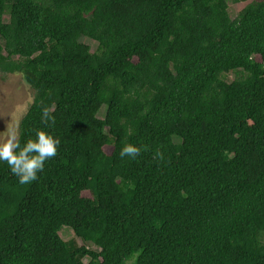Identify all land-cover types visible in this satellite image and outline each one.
I'll use <instances>...</instances> for the list:
<instances>
[{"label": "trees", "instance_id": "1", "mask_svg": "<svg viewBox=\"0 0 264 264\" xmlns=\"http://www.w3.org/2000/svg\"><path fill=\"white\" fill-rule=\"evenodd\" d=\"M0 72L21 147L60 140L31 184L0 161V264H264V0H0Z\"/></svg>", "mask_w": 264, "mask_h": 264}, {"label": "clouds", "instance_id": "2", "mask_svg": "<svg viewBox=\"0 0 264 264\" xmlns=\"http://www.w3.org/2000/svg\"><path fill=\"white\" fill-rule=\"evenodd\" d=\"M52 108L44 107L41 110V122L45 126H54L55 117ZM8 136L0 142V161L7 163L13 175L18 177L21 185H28L38 179V173L44 170L47 161L58 154L60 140L44 130H35V139H29L23 147L19 143L18 134L7 130ZM143 150H147L145 146ZM142 148L132 144H125L119 155L121 159L129 157L135 159L140 155ZM154 158L164 160V154L157 149Z\"/></svg>", "mask_w": 264, "mask_h": 264}, {"label": "rangeland", "instance_id": "3", "mask_svg": "<svg viewBox=\"0 0 264 264\" xmlns=\"http://www.w3.org/2000/svg\"><path fill=\"white\" fill-rule=\"evenodd\" d=\"M258 0H244L236 2L235 0H228V11L232 19H236L241 10L249 3ZM9 20L8 16H5V21ZM85 44L91 47L92 52L98 50V43L91 39L85 38L82 40ZM258 62H263L260 56L256 57ZM236 78L235 75L227 77L229 82ZM35 92L32 87L25 81L21 73L7 74L0 72V142H4L7 139L8 131L13 130L18 134L22 118L30 108ZM106 107H103L99 113V118H104ZM107 153H111L112 147L105 148ZM84 196L89 197L88 193H84ZM60 236L64 241H71L77 243L79 246H85L86 248L94 251L99 249L91 243H85L82 239L78 238L71 228L63 227ZM89 259H84L87 263Z\"/></svg>", "mask_w": 264, "mask_h": 264}]
</instances>
